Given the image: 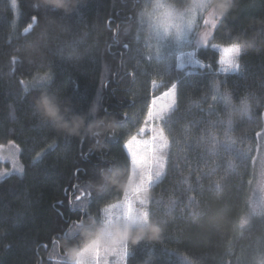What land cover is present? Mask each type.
Listing matches in <instances>:
<instances>
[{"label": "trees", "instance_id": "trees-1", "mask_svg": "<svg viewBox=\"0 0 264 264\" xmlns=\"http://www.w3.org/2000/svg\"><path fill=\"white\" fill-rule=\"evenodd\" d=\"M145 1L75 0L64 11L0 0V147L17 142L24 169L0 179V264H66L62 241L78 238L70 226L132 195L129 216L158 230L127 244L125 264H264V213L243 219L264 128V0H231L207 45H185L203 65L195 68L154 53ZM163 1L176 10L191 2ZM242 40L250 46L237 70L220 72L211 44ZM171 87L166 164L149 185L131 175V152L143 153L125 145L150 138L139 133L151 98ZM41 90L82 114L98 105L114 134L99 145L59 135L34 110ZM101 171L118 183L96 187Z\"/></svg>", "mask_w": 264, "mask_h": 264}, {"label": "rangeland", "instance_id": "rangeland-1", "mask_svg": "<svg viewBox=\"0 0 264 264\" xmlns=\"http://www.w3.org/2000/svg\"><path fill=\"white\" fill-rule=\"evenodd\" d=\"M16 4V0H11ZM190 5L184 10H176L163 0H146L142 18L147 21L151 32L152 44L150 47L154 53L160 55L169 51L174 55L176 65L182 64L178 68H195L203 65L195 58L192 49H184L185 45L194 42L196 45H207L211 33L219 19V16L212 14L210 10V0H190ZM219 52V71L223 73L237 70L236 59L240 49L233 45L211 44ZM197 61V64L189 63V58ZM171 87L160 95L151 98V105L155 100L156 107L160 104H167L168 109L165 115L158 120L149 121V127L155 125L157 136L153 144L152 166L148 175V182L154 184L163 174L166 157L165 152L168 147V140L162 129V120L174 108L175 96L172 98ZM168 92V97L165 93ZM151 137V133H150ZM151 155V153H150ZM23 163L20 157V147L15 141H10L0 147V179L10 173H22ZM249 210L243 217L244 220L264 213V128L258 137V144L255 159V171L252 184L248 194ZM107 208L112 218L121 219L129 216L130 208L127 200L121 199L112 202L104 207ZM119 213V218L116 214ZM126 256L117 254L101 257V264L107 260L108 264H125Z\"/></svg>", "mask_w": 264, "mask_h": 264}, {"label": "clouds", "instance_id": "clouds-1", "mask_svg": "<svg viewBox=\"0 0 264 264\" xmlns=\"http://www.w3.org/2000/svg\"><path fill=\"white\" fill-rule=\"evenodd\" d=\"M43 4L59 10L69 11L75 0H41ZM231 0H210L212 14L222 17L230 8ZM250 46V41L242 40L236 47L243 50ZM33 107L40 121L50 125L59 135L70 138L90 137L95 145L102 143L103 137L114 134L116 122L98 115V105L91 104L88 113L75 110L72 101L61 98L56 93L41 90L33 99ZM91 117V118H90ZM117 174L100 173L101 187L104 182L118 183ZM70 229L78 237L76 240L65 239L62 248L66 264H91L92 252L96 249L110 250L129 242L136 243L149 234H155L157 226L148 221H140L131 216L121 219L110 218L103 208L101 215L90 214L74 222Z\"/></svg>", "mask_w": 264, "mask_h": 264}, {"label": "snow or ice", "instance_id": "snow-or-ice-1", "mask_svg": "<svg viewBox=\"0 0 264 264\" xmlns=\"http://www.w3.org/2000/svg\"><path fill=\"white\" fill-rule=\"evenodd\" d=\"M189 63L197 64L196 60H193L191 57L189 58ZM178 67H183L182 64L178 65ZM172 92V98L174 99L175 96V90L171 89ZM165 96L168 97V92L165 93ZM156 101L154 100L152 105L149 106L150 110L147 114L148 121H155L158 119H161L165 115L166 109H168V103L167 104H160V106L157 108ZM170 110V109H168ZM146 132L151 133V137L149 139L144 140H137L136 137L132 138V141L127 143L125 147L131 152V144L136 143L138 147L140 148V151L143 153L142 156L138 155L137 152H131V164H132V172L131 175L133 178L139 177V180L142 182L148 178L151 166H152V153H153V144L154 140L157 136V129L155 125L151 127H141L140 129V136H143ZM151 153V155H150ZM140 185L138 183H133V193H136L138 187ZM75 187V186H74ZM83 195V193H82ZM135 199V196H129L126 197L127 200V206L129 208L132 207L133 200ZM76 200H80V196L76 197ZM69 203L71 204L72 201L70 199ZM105 211L108 213V216L112 218V215L109 214L108 209L105 208ZM116 217L119 218V213L116 214ZM69 233H72V229L69 228ZM128 253V245H120L118 247L112 248L110 250H99L96 249L92 252V259L91 264H101V257L102 255L104 257H107L109 255H123L126 256ZM104 264H108L107 260L104 261Z\"/></svg>", "mask_w": 264, "mask_h": 264}]
</instances>
